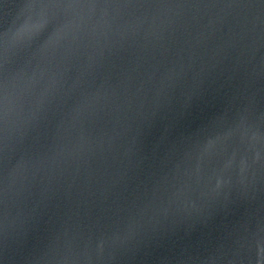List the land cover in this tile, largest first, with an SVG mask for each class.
I'll use <instances>...</instances> for the list:
<instances>
[{"label":"clouds","instance_id":"clouds-1","mask_svg":"<svg viewBox=\"0 0 264 264\" xmlns=\"http://www.w3.org/2000/svg\"><path fill=\"white\" fill-rule=\"evenodd\" d=\"M0 264H264V0L8 5Z\"/></svg>","mask_w":264,"mask_h":264},{"label":"water","instance_id":"water-1","mask_svg":"<svg viewBox=\"0 0 264 264\" xmlns=\"http://www.w3.org/2000/svg\"><path fill=\"white\" fill-rule=\"evenodd\" d=\"M16 2V0H3V4H0V17L3 16V13L5 11H7V6L14 4ZM198 114L194 113V117L195 118ZM149 139H151V137H149Z\"/></svg>","mask_w":264,"mask_h":264}]
</instances>
